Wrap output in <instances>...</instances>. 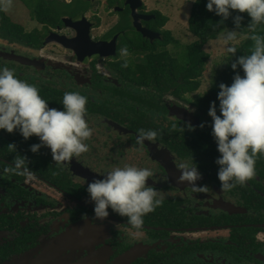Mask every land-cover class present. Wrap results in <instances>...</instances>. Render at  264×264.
I'll return each instance as SVG.
<instances>
[{"label":"flooded vegetation","instance_id":"flooded-vegetation-1","mask_svg":"<svg viewBox=\"0 0 264 264\" xmlns=\"http://www.w3.org/2000/svg\"><path fill=\"white\" fill-rule=\"evenodd\" d=\"M94 1L79 16L68 15L85 19L79 28L63 16L26 29L24 37L0 32V68L36 86L50 108L63 110L65 92L88 97L92 129L88 151L59 165L48 147L30 150L39 137L0 130V264L36 263L55 244H62L57 264H264V155H257L252 179L222 191L212 120L200 106L220 72L204 93L201 76L198 88L175 94L168 71L150 66L154 52L180 57L170 48L167 15L144 0L138 23L146 34L128 0ZM140 129L158 136L140 146ZM20 156L29 174L5 172ZM185 161L197 165L196 183L206 191L178 182ZM126 165L151 169L146 183L165 196L139 231L110 208L106 221L96 219L87 192L88 182Z\"/></svg>","mask_w":264,"mask_h":264},{"label":"clouds","instance_id":"clouds-1","mask_svg":"<svg viewBox=\"0 0 264 264\" xmlns=\"http://www.w3.org/2000/svg\"><path fill=\"white\" fill-rule=\"evenodd\" d=\"M206 8L224 20L232 15V10L246 12L251 18L248 27L253 32L251 54L241 55L231 63L233 70L242 69L243 76L236 71L230 86L219 85L220 115L215 101L208 110L212 120L211 134L220 153L215 161L219 166L217 178L221 190L230 191L237 183L243 185L254 177L257 155H264V36L254 34L255 26L264 24V0H207ZM243 19L241 15L233 17L236 29L241 27ZM236 35V30H230L224 39L232 41ZM236 51L234 46L227 47V52L234 56ZM121 54L127 55V49H121ZM87 103L88 97L79 92H65L63 110L50 108L36 86L17 78L14 70L0 68V130L18 131L26 140L33 135L39 137L41 143L33 144L30 150L36 153L41 147H48L58 165L88 151L84 141L91 137L92 129L86 120ZM191 127L189 125V129ZM157 136L155 130L140 129L136 143L143 146L145 141H153ZM26 161L24 156L17 157L13 167L4 171L27 176ZM178 170L181 173L179 183L187 182L194 193L207 190V185L196 183L202 179V174L195 163L181 162ZM153 175L149 168L126 165L99 175L102 179L88 182L94 217L106 221L110 208L126 217L132 228L142 230L144 216L162 206L165 199L164 194L146 183Z\"/></svg>","mask_w":264,"mask_h":264},{"label":"trees","instance_id":"trees-1","mask_svg":"<svg viewBox=\"0 0 264 264\" xmlns=\"http://www.w3.org/2000/svg\"><path fill=\"white\" fill-rule=\"evenodd\" d=\"M27 4V0H21ZM27 2V3H26ZM91 4V0H36L34 7V16L39 23H51L61 21V17L73 15L79 16L83 13L87 7ZM113 0L110 1V5H113ZM207 0H199L195 2L191 15L189 18V31L196 37L195 41L184 46L185 59L180 57H170L168 51L154 52L150 60L151 68H160L168 71V77L175 86L174 93L180 95L186 90H194L199 87L200 82L198 78L201 77L206 71L210 54L206 50V45L211 39L216 38L221 32L233 29L240 34L246 35L245 40L235 48L237 49L235 56L230 53L229 59L224 64V67L220 70L219 75L213 81V84L208 94L200 101L203 105L201 110H209V104L213 101L219 106L217 99L218 92L220 91L219 85L221 83L230 86L233 82V76L236 71H239L243 76L242 69L238 68L233 70L231 63L241 55H249L254 49V41L251 39L253 34L252 30L248 27L251 22L250 16L245 13H239L237 10H232V15L224 20L223 17L217 16L214 12H209L206 8ZM29 5V3H28ZM241 15L244 19L241 22V27L236 29L233 17ZM167 21V17H165ZM0 23H11L9 27L0 26V32H12L24 37L26 28L23 24L15 22L4 10L0 3ZM5 34V33H4ZM259 36H264V24H258L255 26V33ZM170 34L169 42L175 45L180 43ZM196 80V81H195ZM219 110V107H217Z\"/></svg>","mask_w":264,"mask_h":264},{"label":"rangeland","instance_id":"rangeland-1","mask_svg":"<svg viewBox=\"0 0 264 264\" xmlns=\"http://www.w3.org/2000/svg\"><path fill=\"white\" fill-rule=\"evenodd\" d=\"M70 1V0H65ZM106 0H95L96 5L105 4ZM29 5H28V3ZM27 4L21 0H0L6 13L12 17L13 20L22 23L27 30L39 27L40 23L34 16V7L36 0H27ZM146 2V0H145ZM150 8L161 10L167 15L169 22L167 28L171 29L173 36L180 45H170L174 54L179 53L185 59L184 46L195 41L196 37L189 31V18L191 15L192 7L195 2L193 0H147ZM233 29H228L221 32L216 38L211 39L206 45V50L210 54V59L207 64L206 71L201 78V88L199 92L204 93L212 84L214 77L224 67V64L229 59L230 53L227 52L228 46H239L246 38V35L240 34L236 31V39L226 41L224 36L227 32ZM180 49V50H179ZM51 52H57L50 48ZM179 50V51H178Z\"/></svg>","mask_w":264,"mask_h":264},{"label":"water","instance_id":"water-1","mask_svg":"<svg viewBox=\"0 0 264 264\" xmlns=\"http://www.w3.org/2000/svg\"><path fill=\"white\" fill-rule=\"evenodd\" d=\"M128 4L131 5L132 10H133V16L135 17V25L139 27V30H141L143 33H147V30L140 28V23H138V8L141 7L144 4V0H128ZM64 21L67 22L69 25L79 28L80 25L85 21L84 18H81L80 20H74L70 17H64ZM71 22L72 24H70ZM61 249H62V244H55L53 248L47 249L38 260H36V263L33 262L31 264H57L60 261L59 260L61 254ZM8 264H29L28 261L21 259V260H16L15 263H8Z\"/></svg>","mask_w":264,"mask_h":264}]
</instances>
